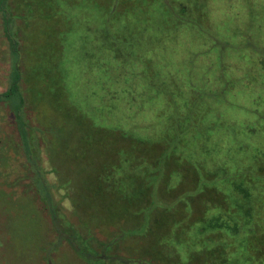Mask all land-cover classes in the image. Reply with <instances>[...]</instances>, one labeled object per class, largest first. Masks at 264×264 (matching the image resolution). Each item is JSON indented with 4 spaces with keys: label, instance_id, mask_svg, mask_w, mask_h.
Returning <instances> with one entry per match:
<instances>
[{
    "label": "rangeland",
    "instance_id": "374dc122",
    "mask_svg": "<svg viewBox=\"0 0 264 264\" xmlns=\"http://www.w3.org/2000/svg\"><path fill=\"white\" fill-rule=\"evenodd\" d=\"M184 1L186 0H179L176 3V12L182 11L181 14L187 12L190 14L189 4ZM187 1L193 3V10L191 11L197 14V24H199L201 29L197 28L195 23L188 22L172 25L170 24L171 14L168 13L166 15L165 12L156 8H153L145 17H135V10L133 12L130 10L127 14L122 12L118 14V18H114L115 20L111 23L112 26L110 28L108 26L109 21L107 22L106 19L107 12L105 13L110 0H43V3L39 0H27V5L22 6L19 12H17L16 7L20 2L9 0L13 13H15L12 30L16 40L19 42V67L23 73L21 81V90L25 98L23 120L30 149L35 157L34 162L41 167L42 173L50 185L49 189L53 203L59 212L63 213L64 216H69L70 221L81 231L86 228L93 230L98 241L104 242L105 239L102 233L98 234L97 228L118 231L120 228L124 229L131 224V217L128 213L121 215L122 206H113L108 203L107 200L109 198H117L120 195L114 191L105 194L106 191L104 189V197L101 199L104 201H100L98 205L97 200H95L98 197H95V193L92 192V189L96 187L94 185L96 179L104 182L103 186L105 187H110V184L134 185L132 190H128L130 196L135 193L138 196L143 191V194L146 193L145 197L149 198L151 189L148 188V185H155L156 176L154 174H146L142 180H139V176L154 166L158 167L166 156H153L151 157L153 160H151L148 153L142 152V157L139 155L137 161L135 159L132 160L137 164L133 163L134 170L130 168L126 170L127 162L125 163L122 157L125 156V158L131 160L133 155L131 148L142 150L162 148V154L166 155L170 154V150L174 149L185 153L190 151L189 148L183 147L182 144L179 145V142L178 144L173 143L176 142L174 141L177 137L176 133H180L184 129V127L174 128L176 125L184 124L181 118L178 115L176 116L177 112L174 108L176 106L183 111L180 105H168L170 103L168 102L163 108L161 105L156 106L155 102H157V99H151L150 89L147 87L141 98H135L133 101L137 107H139L140 103L149 104L145 107V112H139V114H142L139 116L142 119V123L134 124L136 120L132 115L136 112L137 107L130 109L124 101L116 100V97L100 96L103 87L107 85L106 78H108L105 68L100 63L106 64V61H110L109 56L112 57L114 52L115 55L118 53L119 60L123 59L120 51H123L125 46L121 42H118L119 44L114 43L107 34L112 31L115 34H113V40L118 39V35L121 32L123 33L122 36L126 38H131L134 35L142 37L141 41L145 42L144 49L140 48L138 44L133 45L132 48H127L126 51H128L130 57L125 62L132 61V71L137 66H140V71H142L140 78L146 79L143 81L144 83L149 81L150 73L155 70V65L162 64L160 60L150 58V56L155 54L156 57H162L165 61L169 60L174 66L179 65V69L184 74L191 75L192 78L200 79L201 81L202 79L210 78L214 73V69L209 66L205 51L200 47L204 46V37L207 36L210 41L209 37H211V34H206L202 27L205 26L207 18L208 24L232 25L234 19L232 20L231 17H235L237 12L233 11L234 13H232V11H229L230 7L233 9V7L239 6L241 8L242 6V12H238L239 14L237 15L242 20L239 21V25L242 24L251 33L253 32V45L256 44L255 38L264 37V34L261 35L264 31V21L259 20L260 23H256L257 18L264 19V9L259 7L257 10L258 15L251 14V6L247 7V11L245 9L247 0ZM236 1H242V3ZM63 2L69 6L68 8L73 10L72 14L74 16L72 19H63L60 15L56 16L58 6L61 3L64 4ZM202 8H204L203 15ZM59 9L62 10L63 8ZM58 12L61 13L59 10ZM241 13L242 16L240 15ZM125 15H128L125 17L126 19L122 17ZM105 19L106 21H104ZM82 20L85 21L83 22ZM85 24L88 27L84 29ZM64 25L67 26L66 32L65 29L63 31L59 30ZM56 30L57 32H65L63 37L62 34L59 37L62 40V46L61 43L56 45ZM157 30H161L159 34L156 33ZM155 34H158V36H155ZM86 40L89 41L87 45ZM118 48L119 50L121 48V50L119 51ZM126 51H124V54H126ZM196 52L197 55L195 57ZM136 53L144 57L140 61L141 65L140 63L137 64L138 61L136 62ZM50 57L51 61L49 60ZM192 57L194 59L191 60ZM173 60L177 64H174ZM125 62L123 63L124 65H126ZM126 68L128 69L127 65ZM174 72L172 71L173 74H175ZM10 76L11 53L9 42L3 32L2 18L0 16V93L8 88ZM165 79H169V82H175L171 77ZM251 82H254L253 78H250L249 83L252 84ZM175 83L177 84V82ZM134 85V83H130L126 88L131 90ZM148 85L150 86V84ZM206 85L204 84L203 86ZM186 89L188 88L186 87ZM208 92L205 91V93ZM199 94L201 98L196 101L189 98V96H192L191 93L185 94V97L180 99L184 100V98H187L185 100L191 101L196 111H199L198 104H200L202 110L201 113H197V116L195 115L200 124L190 128L186 127V135L190 133L195 134L197 137L204 133L207 135L205 139L201 138L202 141H196L195 139V142L191 143L190 152L195 157L192 156L194 158L192 161L193 165H190L192 168L189 167V169L194 173L195 177L193 179L195 181L200 180L199 178L202 177L201 172L204 166H214V164H210L212 159L207 158L209 161H206L203 158L204 151L202 148L207 147L206 149L217 151L220 156L217 154L215 157H218L221 163L228 158L232 165L235 162H242L247 156L250 157L254 151L247 144L250 131L259 132L257 137H264V129L260 131L261 127H263L262 124L257 125V122L252 125V121L244 124V121L250 120L251 117L241 112L239 109L243 110V108L238 107L237 103L234 109L222 107L224 113L231 118L228 121L225 119V115L222 118L217 116L218 113L214 107L204 112L206 107L203 91L202 94L201 92ZM219 95L220 100H223L222 93ZM113 96L116 95L114 94ZM214 101L217 102V99ZM186 105L187 101L183 103V107ZM68 106L70 108L69 111L75 108L74 112L71 111L74 116L70 118L64 114ZM108 106L115 107L111 112L113 116L107 115ZM153 107H155L154 110ZM157 107L159 110H157ZM127 115L132 118L125 120L124 118ZM146 118L152 119L153 123L149 125L145 121ZM182 120L184 121V119ZM218 120H220L219 123ZM206 125L207 129H205ZM231 132L235 135L234 142L231 140ZM68 140H70L69 145L65 147L64 143L68 142ZM204 140H207V142L203 143ZM213 144L216 145L214 146ZM212 145L214 148H209ZM59 148L73 149V152H71L74 156H72L73 158L71 157L72 160L64 161L67 155L63 152L59 154L60 157L57 160L56 151L60 152ZM25 151L26 149L25 147L23 148L22 144L20 125L15 119L14 112L8 103H1L0 188H5L8 193L7 197L4 196L3 199L9 198L10 200H15V202L12 205H10V201L5 203L2 200L0 202V208L3 211L0 213V223L4 222L2 226L7 236L5 242L1 244L0 241V264H38L43 254L42 249L46 246L45 242H48V235H50L49 226L44 222L45 216L46 219L48 218L45 213L46 210L39 216L35 207L33 208L30 204L28 194L37 192L35 189V181L37 180L34 171L31 170ZM185 160L188 161L187 159ZM129 163L132 164L131 161ZM196 163H200L201 170L198 169L199 165H195ZM185 165H188L187 162H185ZM107 169L113 177H109ZM124 170L129 174H124ZM170 171H174L172 178H167L170 180V185L184 180L181 178V181L176 180L179 171L174 170L173 166L165 168L164 174ZM194 180L187 181L186 179L184 182L182 181L181 191L192 190ZM166 186L168 184L164 181L160 185L161 188ZM158 194L161 203L172 202V197H169V195L166 196L160 191ZM29 195L32 197L34 194ZM87 195L89 196L88 198ZM158 198L155 192L153 200ZM153 200L151 199V201ZM78 201L83 207H77ZM151 203L155 204L154 202H148L149 206ZM176 205L170 212H167L166 216L164 214V218L170 220L178 218L179 220V213L182 211L183 206L181 204ZM157 211L160 214L162 209ZM185 213L187 212L185 211ZM115 216H117L116 219H114ZM182 216V221H180L187 226L190 219H186L185 215ZM83 221H86V226L82 225L84 224L82 223ZM101 224H110V226L101 227ZM175 228L169 227L161 235V239L167 242L185 243L184 241L187 240L185 235L189 233L187 232L188 227H178V232H182V236L178 237L177 240L173 238V234L176 231L172 229ZM137 243L135 244L139 246ZM143 244H145L143 247L150 248L151 243H149V240ZM61 247L60 249L64 250L65 243ZM182 247L179 246V249L181 250ZM164 253L171 257L173 252L164 250ZM68 255L69 253H64V260L59 261V264H84L82 260V262H79L74 258H67L66 256ZM180 257L184 258L185 256L180 253ZM51 263L54 264L52 258Z\"/></svg>",
    "mask_w": 264,
    "mask_h": 264
},
{
    "label": "trees",
    "instance_id": "16d2710c",
    "mask_svg": "<svg viewBox=\"0 0 264 264\" xmlns=\"http://www.w3.org/2000/svg\"><path fill=\"white\" fill-rule=\"evenodd\" d=\"M39 1L43 3V0ZM178 1L179 0H110V4L105 11V13L107 12V16L106 14L105 16L107 22L109 21L108 26L111 28V23L115 20L114 18H118V14L122 12L127 14L130 10L132 12L135 10V17H145L153 10V8H156L165 12L166 15H168V13L171 14L172 18L170 19V24L172 25L188 22L195 23V26L200 28L199 24H197V14L193 13L194 11H191L193 10V3L187 0L184 1L189 4L190 14H188V12L181 14L182 11L176 12L175 9ZM17 2H20L16 7L17 12H19L22 6L27 5V0H17ZM236 2L242 3V1ZM63 3L64 4L61 3L58 6V10L61 13L57 10L56 16L60 15L63 19H72L74 16L72 14L73 10L68 8L69 6L66 5L65 2ZM250 6V13L258 15V8L261 7L264 9V0H247L246 11L247 7ZM61 7L63 8L62 10L59 9ZM241 8L239 6H236V8L233 7V9L230 7L229 11H232V13L237 12L235 17H231L232 20L234 19L232 25L220 26L217 23L208 24L207 18L205 26L202 27V30L206 34L210 33L211 37H209L210 41L207 36L204 37V46H201L200 48L205 51L209 66L214 69L212 76L208 79H202V81L200 79L192 78L191 75L184 74L179 69V65L174 66L169 60L165 61L164 58L156 57L155 54L154 56H150V58H156V60H160L162 64L155 65V70L150 73L149 81L144 83L143 81L146 79L140 78V73L142 72L140 71V66H137L132 71V61L125 62L128 60L127 58L130 57V54L126 51L127 48H132L133 45L138 44L140 48L144 49L145 42L141 41L142 37L134 35L131 38H126L122 36L123 33L121 32V35L118 33L119 38L113 40L114 33L111 31L110 34H107L109 38H111V41L117 44H119L118 42H121L125 45L123 51L121 48V51L118 48L123 55V59L119 60L118 53L115 55L114 52L112 57L109 56L110 61H106V64L100 63L108 74V78H106L107 85L106 87H103L100 96H107L108 98L110 96L116 97V100L124 101L130 109H134V107H137L133 102L135 98H141L147 90V87H149L151 99H157V102H155L156 106L161 105L163 108L168 102H170L168 105H180L183 111L176 106L174 108L177 112L176 116L178 115L184 124L176 125L174 128L178 129L184 127V129L182 132L176 133L177 137L174 140L176 142L173 143L178 144L179 142V145L182 144L183 147L189 148L190 151L192 147L191 143L195 142V139L196 141H202L201 138L203 137V139H205L207 135L205 133L202 135L200 134L198 137L193 133L186 135V127L190 128L196 124H200V121L195 118V115L197 116L198 112H202L200 104H198L199 111H196L191 101L185 100L187 98L180 100L188 93L192 94L189 98L196 101L201 98L199 93L201 92L202 94L203 91L205 96H203L205 100L204 104L206 107L204 112L207 109L214 107L218 113L217 116H221L220 118H222V116L225 115V119L228 121H230L231 118L224 113L222 107L234 109L235 104L237 103L238 107L243 108V110H239L251 117L250 120H245L244 124L252 121V125H255L258 122L257 125H263V127L259 126L262 128L260 131L263 130L264 37L259 36L255 38L256 44L253 45V32L251 33V31L244 25L245 28L242 24L239 25V21L242 20L237 15L239 14L238 12H242ZM202 11L203 15L204 8H202ZM240 15L242 16V13ZM0 16L2 18L3 32L9 42L11 53L10 81L8 88L0 93V104L8 103L12 108L15 119L20 125L23 148L25 147L26 149L25 152L27 159L30 162L31 170L35 173V178L37 180L35 181V189L37 192L29 193L34 194L32 197L28 194L30 204L33 208L35 207L39 216L44 213V210H46L45 213L48 217L46 219L45 216L44 222L49 226L50 235H48V242H45L46 246L42 249L43 254L41 259L39 257L40 260H44L46 264H52L51 258L53 261H63V254L69 253V255L66 256L67 258L71 257L79 262L83 261L84 264H264V137H257L259 132H249L247 144H249L254 151L251 153L250 157L247 156V158L240 163L235 162L231 165L228 158L225 162L221 163V160L218 157H215L217 154L219 155L217 151L214 152L210 149H206L207 147L202 148L204 151L203 158L206 159V161H209L207 158L212 159L210 160V164H214V166H204L201 172L202 177L199 178L200 180L198 181L193 179V177H195L194 173L189 169V167H191L190 165H193L192 161L194 159L192 158L194 154L192 155L190 151L185 153L174 149L170 150V154L166 155L164 153L162 154V148H148L144 150L131 148L133 151L132 159L129 160L128 158H125V156L122 157L125 163L127 162L126 170L128 168L134 170L133 163L137 165L135 161H137L139 155L142 157V152L148 153L150 159L153 156L160 157L161 155H163V157L166 156V158L160 162L158 167L154 166L146 171V173H142V175L139 176V180L145 178L146 174H154V176H156L155 185H148V188L151 189V191H149V198L145 197L146 193L143 194V191L142 193H139L138 196L136 193L133 196H130L128 190H132L134 185L122 186L110 184V187H105L103 186L104 182L96 179L94 183L96 187L92 189V192L95 193V197H98L95 199L97 200L98 205L100 201H104L101 200L104 197V189L106 191L105 194L114 191L116 194L120 195L117 198H109L107 200L108 203H111L113 206H122L121 215L128 213L131 217V224L127 225L124 229L120 228L118 231L97 228V231L99 232L98 234H103V238L105 239L104 242L98 241L93 230H89L90 228L81 231L70 221L69 216H64L63 213H60L53 203V199L50 195V185L44 177L41 167L34 162L35 157L31 152L28 135L25 131V123L23 120L25 98L21 90L23 73L19 67V42L16 40L12 30L15 13H13L9 0H0ZM127 16L128 15L122 17L125 18ZM106 19L104 21H106ZM257 19L256 23H260L259 20L264 21V19L261 18ZM85 20L82 21L84 22ZM87 27V24H85L84 29ZM64 29L66 32L67 26L64 25L59 28L60 31H63ZM60 31L57 32L56 30V45L61 43L62 46V40L59 37L61 34L63 37L65 32L62 33ZM160 31L161 30H157L156 33L159 34ZM158 34H155V36H158ZM263 34L264 31L261 35ZM88 42L89 41L86 40V45ZM124 51H126V54H124ZM136 54V62L138 61L137 64L140 63L141 65L140 61L144 59V57L139 56L138 53ZM196 55L197 52L195 53V57ZM192 59L194 58L192 57L191 60ZM49 60L51 61V57ZM124 62L128 69L126 68V65L123 64ZM173 62L174 64H177L176 61L173 60ZM196 65H198V63H196ZM171 70L175 71V74H173ZM97 76H99V74H97ZM169 77L177 82V84L175 82H169V79H165ZM250 78H253L254 80V82H251L252 84L249 83ZM130 83L135 84L131 90L126 88ZM172 83H175L176 85ZM148 84H150V86ZM204 84L207 85L203 86ZM151 85L155 87L153 88ZM187 90L189 91L186 92ZM205 91L209 92L205 93ZM220 93H222L223 100H220ZM114 94L116 96H113ZM216 99L217 102L214 101ZM185 101H187V105L183 107ZM147 105L141 103L138 105L139 107H137L136 112L132 115L136 120L134 124H137L138 122L142 123V119L139 117L142 114H139V112H145V107ZM154 108L155 107H153V110ZM114 109V106H108L107 115L113 116L111 112ZM69 110L70 108L68 106L64 114H66V117L70 118L74 116L72 112L75 111V108L71 109L72 112ZM157 110H159L158 107ZM240 111L238 112L241 114ZM132 117L127 115L124 119L129 120V118ZM182 119H184V121ZM145 121L149 125L153 123V120L150 118H146ZM219 122L220 120H218V123ZM205 129H207V125ZM231 134V140L234 142L235 135L233 132H231ZM69 141L70 140H68V142L66 141L67 144L64 143L65 147L69 145ZM204 142L206 143L207 140H204L203 143ZM213 145L215 146L216 144ZM213 145L209 148H214ZM59 149L61 150L60 152L56 151L57 160L60 157L59 154L62 152L67 155V158L64 159V161L72 160L74 157L71 153L73 152V149ZM134 159L135 161L133 162L132 160ZM130 161L132 164L129 163ZM185 162H187L188 165H185ZM142 165H144V163H142ZM195 165H199L198 169L201 170L200 163H196ZM170 166H173L174 170L179 171L176 180H180V178L184 180L187 179V181L194 180L193 189L191 188L192 190L181 191V183L182 181L184 182V180H180L181 182L177 184L170 185V180L168 179L172 178V173L174 171L164 174L165 168H170ZM106 171H108V169ZM108 173L110 178L113 177L109 171ZM124 174L129 173L125 171ZM163 181L166 182L168 186L161 188L160 185ZM159 191L166 196L169 195V197H172V202L161 203L158 198ZM155 192L157 193L158 199L153 200ZM7 195L8 193L5 188H0V202L2 200L5 203L10 201V205H12L15 200H10L9 198L3 199L4 196L7 197ZM88 197L89 196L87 195V198ZM151 199L153 201H151ZM148 202H154L155 204L151 203L149 206ZM176 204H181V206H183L182 211L179 213V220L178 218H172L171 220L164 218L167 215V212H170L174 206H177ZM39 206L45 209H42ZM77 207H83L79 204V201ZM158 209H162L160 214L157 211ZM185 211L187 213H185ZM2 212L3 211H1L0 208V213ZM155 212L156 214H154ZM182 215H185L186 219H190L189 223L186 222L187 226L184 225V222H181ZM105 218L108 219L107 216H105ZM116 218L117 216L114 217V219ZM3 223H0L1 244L5 242V238L7 237L3 230ZM82 223H84L82 225H87L86 221H83ZM106 225L110 226V224H101V227H106ZM179 226L188 227L187 232L189 233L188 235H185V238L187 237V240L184 241L185 243L167 242L161 239V235L165 233L169 227H176L172 230L176 231L173 234V238L177 240L178 237L182 236V232H178ZM150 232H152V234H150ZM148 240L149 243H151L150 248L143 247V245H145L143 243L145 241L148 242ZM136 242H138L137 244H139V246L135 244ZM64 243V250H61L60 248H62L61 246ZM179 246H183L181 250L179 249ZM164 250L173 252L172 256H167V254L164 253ZM180 253L184 254L185 257L181 258Z\"/></svg>",
    "mask_w": 264,
    "mask_h": 264
},
{
    "label": "crops",
    "instance_id": "0c3cea01",
    "mask_svg": "<svg viewBox=\"0 0 264 264\" xmlns=\"http://www.w3.org/2000/svg\"><path fill=\"white\" fill-rule=\"evenodd\" d=\"M56 263L59 264V262H57V261L54 260V264H56ZM38 264H46V262L44 260H40V262H38Z\"/></svg>",
    "mask_w": 264,
    "mask_h": 264
}]
</instances>
